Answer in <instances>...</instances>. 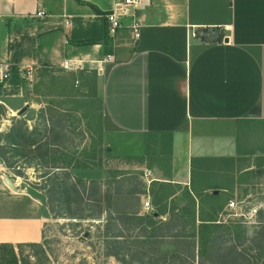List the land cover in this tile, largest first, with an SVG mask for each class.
<instances>
[{
    "label": "crops",
    "instance_id": "1",
    "mask_svg": "<svg viewBox=\"0 0 264 264\" xmlns=\"http://www.w3.org/2000/svg\"><path fill=\"white\" fill-rule=\"evenodd\" d=\"M112 7L113 0H0V62L12 53L17 22L35 44L32 64L92 62L104 42H81L107 27ZM137 9L138 37L124 31L98 63L102 132L156 137L146 153L150 182L180 185L193 197L191 187L210 198L226 193L236 169H264V0H145ZM38 10L44 14L33 16ZM2 169L0 162V244L39 243L46 204Z\"/></svg>",
    "mask_w": 264,
    "mask_h": 264
},
{
    "label": "rangeland",
    "instance_id": "2",
    "mask_svg": "<svg viewBox=\"0 0 264 264\" xmlns=\"http://www.w3.org/2000/svg\"><path fill=\"white\" fill-rule=\"evenodd\" d=\"M141 12L142 10H133L132 17L122 20L120 27L113 35H109L107 27L104 28V43L97 53V61L94 59L95 61L91 62L78 56L76 59L82 62L78 68L72 70L61 66L45 69L41 63L32 64L29 57L32 56L35 47L33 40L22 34V23L17 22L18 24L11 26L12 37L8 42V49L12 53L6 60L11 69L10 77L0 86V97L15 114L10 115L7 108L1 106L2 116L10 118V126H18V121H20L30 130L35 127L41 128L38 115L40 109L52 108L66 115L62 122L66 128L57 129L62 136L61 139L49 134L47 138L45 137L48 142L45 149L51 152L50 149H55L54 145L58 144L60 152L71 158L72 162L75 160L88 163L90 168L84 169L89 170L87 174H83L80 170L75 174L82 179H91V177L98 179L102 193L106 190L112 194L118 190L121 191V195L113 196L110 203L97 202L100 208L96 207L97 204H94L96 202L89 203L85 199L87 191L84 194L80 192L84 198L82 202L75 196L74 198L70 196L71 200L73 199L70 204L71 210L89 209L94 205L92 208L97 211L95 219L57 216L45 203L44 191L39 186L42 182L39 178L42 170L38 168L36 162L30 165L18 162L14 168H8L0 158L2 172L12 177L19 187L26 186L30 191L42 197L49 211L42 227V239L39 243L13 246L18 258L17 264H122L123 262L153 264L156 261L163 262L158 259L164 255V252L168 264H178L179 262L172 258L176 248L167 243L161 248L164 252L154 247L153 249L139 247L134 243L135 235L144 234L145 231H147L146 234L152 231H162L168 235L178 233L182 229V224L172 220L173 214L183 215L188 220L186 233L194 235L191 239H194L196 247L183 250L184 258L188 262L200 264V260H203V264L245 263L244 259L230 252V246L236 245L238 249L248 247L250 239L264 222V169L247 172H240V169H236L232 175L235 177L234 180L232 183H227L231 186L228 192L220 193L216 198H210L201 190L191 187V190L195 189V197H193L188 188L180 185L150 182L151 176L148 172L145 173L144 168L146 153L155 151L156 137L106 135L102 132V113L98 110L100 105L98 75L101 72L98 63L104 64L107 59H110L108 53H111L122 39V33L131 30L129 25L132 20L140 16ZM27 22H32V19ZM85 49L87 48L83 50ZM27 70L30 71L29 74L26 73ZM23 107L26 109L21 115L18 114ZM152 161L150 160L149 164ZM18 170L21 172L20 175L14 174ZM120 173H123L122 177L125 178L124 186L121 187L116 183L117 175ZM136 191L141 192L138 205H135L133 200L135 197L133 192ZM172 194L175 195L171 197ZM143 196L150 199L152 207L148 210L141 208V203L145 199ZM230 200L240 203L242 207L258 205L259 212L255 222L246 225L238 219L228 218L227 221L218 223L219 214L227 212L224 206ZM53 205L56 210L59 209L57 202ZM60 207L62 208L60 213L67 212L65 203ZM107 208L111 212L118 213V215L114 214L115 221L112 223L116 225V228H122V234L127 239L123 248H120L113 238L106 239L104 236ZM99 210L102 213H99ZM128 212L132 214L137 212V214L130 215ZM152 212L158 215L148 218ZM200 219H207L206 222L210 223V227L203 234L206 236L204 242L207 246L201 254L198 253V242L202 239L197 232L199 223H201ZM149 220L154 222L153 226L149 225ZM160 222H164V229H157ZM213 223H218L220 226L214 227L218 224ZM215 236H222L224 240L221 246L223 249L218 254L211 247L210 240ZM178 249L184 248L179 247ZM109 253H114V256ZM0 255L2 256L0 264H11L9 263V252L4 253L0 250ZM249 255L255 256L251 258V264H264V253L260 255L256 249L249 252ZM122 258L124 261L119 260Z\"/></svg>",
    "mask_w": 264,
    "mask_h": 264
},
{
    "label": "trees",
    "instance_id": "3",
    "mask_svg": "<svg viewBox=\"0 0 264 264\" xmlns=\"http://www.w3.org/2000/svg\"><path fill=\"white\" fill-rule=\"evenodd\" d=\"M91 7L94 8V6L92 5ZM104 34V28L97 27L92 30V35L89 36L90 38L88 39V41H83L81 43H100V40L104 41ZM41 65L45 69L55 68V66H51L46 63H41ZM0 86H2V84H0ZM99 104L100 105L98 110H100L101 112V100L99 101ZM2 111L3 108L0 106V112ZM38 115L40 119L41 128L35 127L34 129L32 128L29 130L26 124L25 126H23V122L18 121V126L11 125L6 132L0 134V158L3 160L6 167L8 168H14V165H16L18 162H21L24 165H30L32 162H36L38 168L42 170V173L39 176V178L42 180V182L39 184L40 189L44 191V196L46 199L45 203H47L50 211L54 213V215H63L61 217L67 216L68 218L73 219H95V216H97V211L92 208L94 205L89 209L76 208V210L73 211L70 208L71 201L73 200H71L70 196H73V198L75 196L82 202L84 198L80 195V192L84 194V192L87 191L85 199L89 203L96 202L94 204H97L96 207L100 208L98 206V203H100L101 201H106V203H110V199L113 196H120L121 191L118 190L114 194H112L108 190H106L102 193V187L99 181L95 179H82L77 177L75 174L76 171L89 169L90 167L88 163L75 160H73L72 162L71 158L64 156L65 154L60 152L58 144L54 145L56 146L55 149H50L51 152H49V149H45V145L48 143L46 138L49 134L50 136H56L61 139L62 136L59 131H57V129L59 128L63 130L66 128L65 125L62 124L64 116L66 115L60 113L59 111L53 110L52 108L40 109L38 111ZM20 173V170L14 172V174L16 175H20ZM122 175L123 173L117 175L118 181H116V183H118L120 187L124 186L123 183L125 181V178L124 176L122 177ZM133 193L135 194V197H133L135 205H138V202L140 200L139 194L141 192L136 191ZM211 197L215 198L216 195H211ZM54 202L58 203L59 209H55V206L53 205ZM63 203L66 204L65 210H67V212L62 214L60 213L62 212V208L60 206L63 205ZM85 211L88 212L86 213ZM106 211H108V215L104 220V236L106 237V239L113 238L114 242H117L119 244V247L123 248L127 239L122 234V228L118 229L116 228V225L114 226V224L112 223L113 221H115L114 214L118 215V213L111 212L109 208H107ZM99 213L102 212H100L99 210ZM133 213L134 214L128 212V214L130 215L137 214V212ZM157 215L158 213L152 212L148 218H153ZM172 217V220L179 221L182 224V229L178 233L168 235L166 234V232L152 231L151 233L146 234L147 231H145L144 234L135 235L134 243L139 247H149L152 249L154 247L157 248L158 251H162V246L167 243L168 245H171L172 247L176 248L175 254L172 256L174 261H178V264H193L188 262L183 255V250H188L191 247H196L194 239H191V236L193 237L194 235L187 234L185 230L186 226L188 225V220H186L183 215L178 214H173ZM200 221L201 223H199V228L197 231L198 235L202 239V241L200 240L198 242L199 254H201L205 246H207V243L204 242L206 240V236L203 234L204 231L210 227V223L206 222L208 221L207 219H200ZM148 222L150 226H153L154 222L152 220H149ZM159 224L160 226L157 229H164V222H160ZM261 225V228L257 230L254 236L250 239V245L248 247L244 249H238L236 245L230 246V252L234 253L235 255H238L239 257H241V259L245 260V263L243 264H251V258L255 257L254 255H249V252H251L252 250L257 249L260 255L264 253V222H262ZM219 226L220 225L218 224L214 227ZM165 227L167 228V225H165ZM221 237L222 236H215L210 240L211 247H213L214 252L217 254L223 249L221 246L224 243V240ZM179 247H183L184 249L179 250ZM0 250L4 251V253H10L9 263H18L17 254L15 253V250L12 245L7 243H1ZM109 254L114 256V253ZM165 254L166 253L164 252V255L160 259H158L162 260V263L156 261V263L153 264H168L167 257ZM1 257L2 256L0 255V259ZM119 260L124 261L123 258ZM203 263L204 261L200 260V264ZM122 264L127 263L123 262Z\"/></svg>",
    "mask_w": 264,
    "mask_h": 264
},
{
    "label": "built area",
    "instance_id": "4",
    "mask_svg": "<svg viewBox=\"0 0 264 264\" xmlns=\"http://www.w3.org/2000/svg\"><path fill=\"white\" fill-rule=\"evenodd\" d=\"M145 0H113V7L104 14V18L107 21V29L109 35H113L116 30L120 27L121 21L124 19H128L132 17V11L140 7ZM44 14V11L38 10L35 12L33 16L40 17ZM131 31L133 33V37L137 38L139 35V27L140 20L134 19L129 25ZM82 61L77 59H64L61 63V67L67 70L76 69L79 67V64ZM10 65L8 62H0V84L5 83L10 77ZM27 74L30 71H26ZM0 106H5L2 102H0ZM6 107V106H5ZM7 108V107H6ZM8 112L10 110L7 108ZM5 112V111H4ZM7 114V111H6ZM8 115V114H7ZM9 121L10 118L7 116H2L0 112V134L6 132L9 129ZM142 209L148 210L151 208V202L149 197H145V199L141 203ZM240 204V203H239ZM237 202L230 200L225 206V210L227 212H222L219 214L220 219L217 221L219 223L227 221L228 218H235L240 220L241 223L250 225L255 222V218L259 211L258 205H251L248 207H242Z\"/></svg>",
    "mask_w": 264,
    "mask_h": 264
},
{
    "label": "water",
    "instance_id": "5",
    "mask_svg": "<svg viewBox=\"0 0 264 264\" xmlns=\"http://www.w3.org/2000/svg\"><path fill=\"white\" fill-rule=\"evenodd\" d=\"M224 42H227V38H224ZM25 109H26V107H23L22 109H20V110L18 111V114L21 115ZM4 181L7 183V185H8L9 187H13V186H14L13 183L10 181V179H9L7 176L4 177Z\"/></svg>",
    "mask_w": 264,
    "mask_h": 264
}]
</instances>
